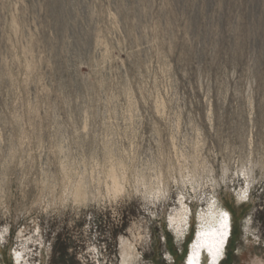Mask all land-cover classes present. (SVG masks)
Here are the masks:
<instances>
[{
  "label": "rangeland",
  "instance_id": "rangeland-1",
  "mask_svg": "<svg viewBox=\"0 0 264 264\" xmlns=\"http://www.w3.org/2000/svg\"><path fill=\"white\" fill-rule=\"evenodd\" d=\"M0 264H264V0H0Z\"/></svg>",
  "mask_w": 264,
  "mask_h": 264
}]
</instances>
